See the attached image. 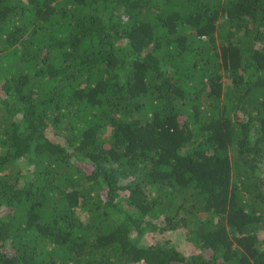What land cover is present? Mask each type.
<instances>
[{"label":"trees","instance_id":"16d2710c","mask_svg":"<svg viewBox=\"0 0 264 264\" xmlns=\"http://www.w3.org/2000/svg\"><path fill=\"white\" fill-rule=\"evenodd\" d=\"M0 148V264H264V0H0Z\"/></svg>","mask_w":264,"mask_h":264},{"label":"rangeland","instance_id":"374dc122","mask_svg":"<svg viewBox=\"0 0 264 264\" xmlns=\"http://www.w3.org/2000/svg\"><path fill=\"white\" fill-rule=\"evenodd\" d=\"M224 82L228 84V79L224 78ZM191 149L188 147H183L181 150L182 153H188ZM4 149L0 148V153H2ZM229 155L232 156L234 153V148L232 146L229 147L228 149ZM22 166V165H21ZM20 166V167H21ZM232 178L234 180V173H232ZM156 237L155 236H146L145 243L149 244L151 243ZM163 241H168L169 244L176 246L178 249L182 251H190L192 249L198 248V246L194 245L192 242H187L184 238L181 236L177 235L176 233L173 232H167L165 235L162 237H158Z\"/></svg>","mask_w":264,"mask_h":264}]
</instances>
